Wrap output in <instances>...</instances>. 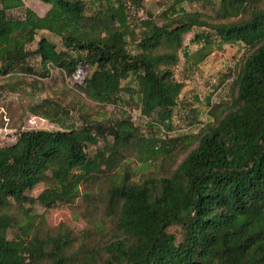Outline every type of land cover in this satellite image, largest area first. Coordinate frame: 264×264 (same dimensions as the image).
<instances>
[{"label":"trees","instance_id":"1","mask_svg":"<svg viewBox=\"0 0 264 264\" xmlns=\"http://www.w3.org/2000/svg\"><path fill=\"white\" fill-rule=\"evenodd\" d=\"M41 1L51 4L44 16L29 8L25 17H13L9 11L24 0H0V74L28 72L32 54L47 72L60 68L73 77L91 69L80 80L88 97L120 104L128 95L143 117L156 116L150 123L166 132L173 130L185 87L174 68L188 32L206 29L195 32L200 48L184 51L187 62L200 64L224 44H240L247 54L237 70L232 107L183 138L186 155L175 169L136 181L122 178L109 187L105 213L113 240L96 258L77 260L69 230L12 238L9 230L30 223L23 205L27 190L44 183L37 199L45 206L70 200L104 163L100 152L89 155L88 145L111 136L122 155V147L140 140L135 123L70 120L63 108L47 106L44 115L59 129L22 130L15 143L0 145V264H264L263 0H177L161 23L137 18L144 0ZM193 2L214 14L183 6ZM64 22L74 28L63 36V49L45 35L34 50L28 47L38 30L61 34ZM149 146L171 154L178 145L152 138ZM175 226L180 237L171 231Z\"/></svg>","mask_w":264,"mask_h":264},{"label":"rangeland","instance_id":"2","mask_svg":"<svg viewBox=\"0 0 264 264\" xmlns=\"http://www.w3.org/2000/svg\"><path fill=\"white\" fill-rule=\"evenodd\" d=\"M176 1L144 0L137 18L150 17L161 23L168 12L176 7ZM24 2V6L10 10L9 14L13 17H25L27 9L30 8L38 15L44 16L51 8V4L41 0ZM260 5L264 6V0ZM183 6L191 11L214 14L212 8L201 2L184 3ZM88 14H92L91 10H88ZM242 15L233 19H238ZM73 28L74 24L64 22L61 34L47 29L38 30L36 39L30 42L28 47L34 50L40 37L45 35L58 46V49H63L65 47L63 36L69 34ZM136 29L139 31L140 27ZM202 30L206 29L195 28L185 35L184 46L180 51V62L174 68L176 78L184 82L185 87L174 111L173 130L167 132L161 126L151 124L155 123L156 116L143 117L139 102L131 100L128 95L124 94L125 99L120 104H102L88 97L82 90L80 80L91 69L81 70L73 77L68 76L60 68L47 72L41 68L40 57L32 54L28 60L30 66L28 72L16 69L0 74L1 146L15 143L22 130L59 129L61 126L58 122L44 115L47 106L51 109L63 108L70 114V120L115 124L123 119H131L138 127L140 137L139 141L122 147V155L116 152L111 136L101 137L98 144H89L87 148L89 155L94 156L100 152L104 163L101 171L94 173L68 201H58L52 206L40 203L37 197L45 188L44 183L27 190L26 195L29 199L23 205L30 223L10 229L11 238L25 232L33 237L55 235L61 228L63 232L69 230L74 236L72 243L77 260L96 258L101 246L113 240L111 231L113 222L105 213L109 187L122 178L136 181L150 175L159 176L167 171L171 172L186 155V152L181 153L185 145L183 138L189 134H198L206 122H215L234 103L237 95L235 78L238 67L247 54L246 48L240 44L215 46L200 64L187 62L184 51L193 53L200 48L194 37L195 32ZM152 138L166 140L170 145H178L177 149L171 154H156L149 146ZM174 138H178L177 141H174ZM196 145L195 143L190 149ZM12 211L19 213L16 203H13ZM24 223L22 221V224ZM180 230V227L176 226L171 228L179 237Z\"/></svg>","mask_w":264,"mask_h":264}]
</instances>
